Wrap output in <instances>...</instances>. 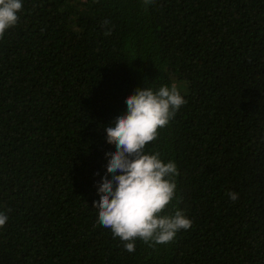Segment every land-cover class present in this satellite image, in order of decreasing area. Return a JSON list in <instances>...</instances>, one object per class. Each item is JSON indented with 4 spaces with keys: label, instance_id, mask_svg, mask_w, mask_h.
<instances>
[{
    "label": "trees",
    "instance_id": "1",
    "mask_svg": "<svg viewBox=\"0 0 264 264\" xmlns=\"http://www.w3.org/2000/svg\"><path fill=\"white\" fill-rule=\"evenodd\" d=\"M22 3L0 39V264H264V0ZM172 83L187 103L147 147L193 225L128 252L94 209L104 129Z\"/></svg>",
    "mask_w": 264,
    "mask_h": 264
},
{
    "label": "clouds",
    "instance_id": "2",
    "mask_svg": "<svg viewBox=\"0 0 264 264\" xmlns=\"http://www.w3.org/2000/svg\"><path fill=\"white\" fill-rule=\"evenodd\" d=\"M143 3L147 7L154 0ZM22 9V0H0V39L18 24ZM108 23L104 21L102 27ZM104 34L110 36L111 30ZM125 102L126 112L104 129L107 143L115 145V151L106 153L107 173L97 186L100 199L94 202V209L98 210V223L110 229L128 252H134L137 240L150 247L169 244L193 225L178 207L182 197H177V164L165 162L160 151L147 147L159 139L161 130L187 101L172 83L158 89L137 88ZM227 195L233 202L239 198L232 191ZM7 221L8 215L0 212V228Z\"/></svg>",
    "mask_w": 264,
    "mask_h": 264
}]
</instances>
